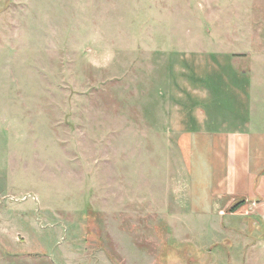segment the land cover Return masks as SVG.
I'll use <instances>...</instances> for the list:
<instances>
[{
	"label": "rangeland",
	"instance_id": "374dc122",
	"mask_svg": "<svg viewBox=\"0 0 264 264\" xmlns=\"http://www.w3.org/2000/svg\"><path fill=\"white\" fill-rule=\"evenodd\" d=\"M259 81L264 0H0V264H209L184 129Z\"/></svg>",
	"mask_w": 264,
	"mask_h": 264
},
{
	"label": "crops",
	"instance_id": "0c3cea01",
	"mask_svg": "<svg viewBox=\"0 0 264 264\" xmlns=\"http://www.w3.org/2000/svg\"><path fill=\"white\" fill-rule=\"evenodd\" d=\"M253 88L227 117L212 114L211 127L184 129L188 145L194 135L208 143L213 178L210 198L179 218L194 237L180 238L208 252L209 264H264V81Z\"/></svg>",
	"mask_w": 264,
	"mask_h": 264
}]
</instances>
